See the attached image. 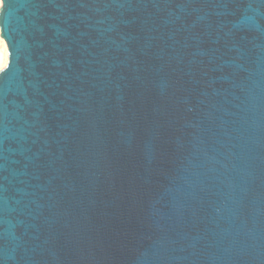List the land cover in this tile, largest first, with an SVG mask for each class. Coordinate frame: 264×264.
<instances>
[{
  "label": "water",
  "instance_id": "obj_1",
  "mask_svg": "<svg viewBox=\"0 0 264 264\" xmlns=\"http://www.w3.org/2000/svg\"><path fill=\"white\" fill-rule=\"evenodd\" d=\"M0 264H264V0H1Z\"/></svg>",
  "mask_w": 264,
  "mask_h": 264
},
{
  "label": "rangeland",
  "instance_id": "obj_2",
  "mask_svg": "<svg viewBox=\"0 0 264 264\" xmlns=\"http://www.w3.org/2000/svg\"><path fill=\"white\" fill-rule=\"evenodd\" d=\"M0 5H1V0H0ZM7 47L2 38H0V69L4 68L6 63H7Z\"/></svg>",
  "mask_w": 264,
  "mask_h": 264
}]
</instances>
